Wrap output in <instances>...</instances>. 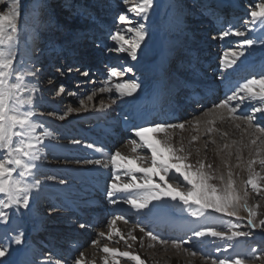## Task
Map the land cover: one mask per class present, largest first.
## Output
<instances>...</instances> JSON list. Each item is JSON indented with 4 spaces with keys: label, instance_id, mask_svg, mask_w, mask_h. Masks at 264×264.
Wrapping results in <instances>:
<instances>
[{
    "label": "snow or ice",
    "instance_id": "6c2138e0",
    "mask_svg": "<svg viewBox=\"0 0 264 264\" xmlns=\"http://www.w3.org/2000/svg\"><path fill=\"white\" fill-rule=\"evenodd\" d=\"M125 4L129 0H124ZM0 5L5 6L0 9V225H6L5 232L12 227V221L18 215L22 216L20 209L31 211L30 201L34 199V191L38 192L41 187L40 181L35 178L37 161L41 159L42 147H47L45 140L51 135L47 130L38 134V129L44 125L35 120V94L40 89L34 86L32 79L40 72L36 66V55L34 46L39 39L40 21L38 9L42 6L41 0H36L31 8L24 4V0H0ZM156 6V0H138L128 11L133 12L141 21L147 22L151 19V13ZM6 9V10H5ZM247 16L250 20H244L243 24L253 25V28H242L229 26L222 32L221 39L226 36L245 37L251 33L255 27L264 28V0H259L251 6ZM118 22L125 25L110 36L115 42V48L109 47L108 51L126 53L132 61L139 62L138 50L143 52L141 45L145 44L146 37L150 38L151 33L144 22L133 23L125 14H120ZM124 33H130V38L126 39ZM215 39V37H213ZM264 45V37L254 38L251 35L247 39L238 41V50H230L225 53V59L222 61L220 75L222 79L227 80L228 75H224L227 69H233L237 61H241L246 56V49L252 48L255 44ZM62 71L61 69H57ZM79 71V68L76 69ZM73 69L69 67L68 73ZM133 72L131 66L109 69V81L112 77H121L126 73ZM63 74V71H62ZM88 75L87 71L81 73ZM230 75V74H229ZM51 83V80H49ZM118 99L124 100L125 97L133 98L132 102L141 99L138 92L143 90L142 82L136 79L116 83L115 85ZM101 92H111V87L100 89ZM65 92V86L59 85L57 95ZM240 93H244L241 96ZM75 95V93H69ZM245 96L252 101L259 103L252 107L251 114H237L240 104H233V101L243 102ZM93 96L87 97L92 101ZM117 100L113 99L112 103ZM95 111L104 109L103 101L100 107L93 105ZM80 109L87 112L88 105L84 100L80 101ZM223 110V111H218ZM72 111L79 109H68V112L58 116L59 120H64ZM256 113L264 114V71L259 77L253 76L241 83H237L232 89V94L227 95L218 103H214L211 109L203 115L208 119L203 121L206 125L205 134L209 137L213 132L218 131L214 125L217 120L223 122L231 121L236 130L240 131V141L232 140L231 143H223L219 147L220 152H227L226 158L222 161L226 174L214 168L213 164L206 163L204 159H196L195 163L190 160L192 155L191 147L185 148L183 138H174V130H185V122H171L170 116L174 112H169L164 108L160 109L159 115L164 119L152 121L147 124H133L131 131L138 141H131L132 155H123L116 151L110 157V163L116 170L108 185L106 197L112 205H128L131 210L138 214H143L151 220H165L170 227L174 229H183L188 221L182 217L186 213L188 217L196 221L214 218V214L222 217H234L237 220L244 219L239 215L243 210L247 213V225L249 231H241L240 223H229L227 231L217 230L215 228L201 227L191 230V236L200 239L203 237H218L229 241L241 237H251L252 231L261 228L264 229V219L257 223V208L259 204L250 205L248 188L256 197H264V127L255 124ZM51 115V113H50ZM135 115V113L133 114ZM133 115L126 116V120H132ZM240 121L241 123H236ZM201 120L195 121L194 127L199 128ZM243 125V126H242ZM147 133H154L152 138L147 137ZM228 133H222L223 137H228ZM248 136V142L245 143L243 137ZM200 139L194 135L192 141ZM71 143L79 144V140H72ZM208 143L215 145V139H210L205 143V149ZM191 144V142H190ZM235 146V153L232 148ZM92 148V144L87 145ZM244 149L248 150L247 161L243 158ZM146 150V151H144ZM100 151V149H97ZM199 149H197V154ZM235 155V168H246L247 179L241 180L238 185L230 163ZM79 164L81 161L77 160ZM84 164L107 167L100 159H87ZM133 165H135L133 167ZM259 165V171L256 169ZM127 176V180L121 182V175ZM55 180V177H49ZM60 184H65L64 179H59ZM242 186V187H241ZM120 193L128 195L119 196ZM128 223V219L122 215H114L109 221V227L115 225L117 221ZM85 227L84 224L80 225ZM134 231V229H133ZM133 231L124 234L121 231L115 233L109 232L107 239L111 240L113 234L123 241L127 248L131 249L133 244L142 238L133 235ZM139 231L152 241L160 245L171 244L177 252L183 251L191 257H196L198 253L195 250L184 247L189 244L188 239L172 240L164 239L162 236L154 234L152 231H146L143 226H139ZM230 233V234H229ZM105 237L104 232L98 234ZM10 244L22 245V234H17L9 241ZM99 240L92 242L95 247ZM153 245H149L152 247ZM233 249L232 244H226L222 248L217 247L216 252L227 253ZM100 251L105 255L102 264H120V258H126L133 264H145L139 254L132 251H124L119 248L103 246ZM10 256L9 247L0 243V258ZM83 252L79 253V258L73 259V264H83ZM205 264L211 261V264H254L260 262L264 264V251L257 252L253 247L249 255H229L225 257H202ZM0 264H10V260L0 259ZM42 264H49V261H43ZM56 264H60L59 261ZM95 264V262H91Z\"/></svg>",
    "mask_w": 264,
    "mask_h": 264
},
{
    "label": "bare ground",
    "instance_id": "6f19581e",
    "mask_svg": "<svg viewBox=\"0 0 264 264\" xmlns=\"http://www.w3.org/2000/svg\"><path fill=\"white\" fill-rule=\"evenodd\" d=\"M241 1L242 0H213V2H208L207 0H203V2H205L202 3L203 12L205 11L207 12V10L210 12L206 16L207 19L205 18L207 20V24L212 25L214 28L213 30L216 33L223 30V28L224 29L227 28L226 25H223L224 21H228L230 22V24L231 23L233 24L232 26H235V23L230 21L231 17L234 20H237L243 15H245L244 14L245 8H242V10L239 9L240 8L239 6H241L243 3ZM245 1L247 0H244V2ZM167 2L171 3V0H167ZM55 3L56 1L53 2L52 5H54ZM75 5L76 7H80V6L82 7L81 2L78 1L75 3ZM57 6H59V2ZM82 10L85 12V15H87L86 17H91V15L93 14L90 11L87 12L86 8H82ZM77 14L82 16V14H80L79 12ZM187 14H188V10L186 7H183L181 10H175V8L171 7L169 9L167 16L168 17L167 18L168 21L166 23L167 25L165 24L163 26L164 31L166 30L170 32L167 26L170 29H174V30L183 29L182 22L181 20H177V17L181 16L183 18V16ZM198 16L199 14L198 15L196 14L195 18H197ZM186 22L192 23V20L188 19ZM217 22H220V25L215 24ZM250 28H253V25L250 26ZM202 29L204 28H201V30ZM207 30L209 29H206V31ZM213 30L212 32H214ZM83 35H85V32ZM249 35L258 39L264 37V28L257 26L254 28V30L251 33H248V36ZM205 39L209 40V43L210 42L214 43L217 41L212 37L202 38V41H204ZM232 39H230V41ZM244 39L240 37L238 39L235 38V40L233 39V41L238 42ZM84 42H87L86 45L84 46H90V44H88L89 43L88 41H84ZM167 42L168 45L167 46L165 45L166 49H164L165 50L164 52L162 51L161 58L159 61L156 60L142 64L141 59L139 57L140 54H138L139 62L132 61V64L135 65L133 72H135L138 68L139 69L138 71H141L143 74L146 75V80L142 82L143 90L136 94L139 95L141 99L133 103L132 102L133 98L127 97L129 101L126 99V103H128V105H126L125 108L123 107L121 109L118 108L117 105H115V103L105 104L104 109L99 112L95 110L92 112L91 107H88L89 110L87 112H85L82 109V113L85 114L84 117L86 119H80L76 115L69 116L65 119V122L63 124L57 125L59 126V128H62L60 129L62 131L61 132L58 131L55 134H52L51 130H48L44 127L39 128L37 130L38 134L43 133L45 130H47L51 135L45 140L47 147H42L41 159L37 161L38 167L35 170V178L40 181L41 187L38 190V192L34 191L33 193L34 199H32V202L36 203L37 201L42 199V197L48 196L52 198L55 204L58 203L63 207H66V209H64L65 211H63V213L61 211L62 209L60 211H57L55 209V212L53 214H61V215L54 216L52 217V219L46 218L41 214L30 211L31 212L30 215L29 214L23 215L24 219H22V222H12V227L8 231H11V229L13 231V228H16L14 230L15 235L18 234L17 230H22L23 232L25 231V229L27 230L26 238H24L23 240L24 248L22 252L18 255V260L16 264H42L43 261H49V264H56L57 261H59L60 264H73V259L79 258L80 252H83L84 254L85 259L83 264H91V262L93 261L95 262V264H102L103 257L105 254L102 251H100V249L105 245H107L108 247L119 248L120 250L132 251L136 254H139L141 259L145 261V264H205L204 260L200 258L191 257L190 255H188L183 251L177 252V250L172 248L171 244L162 246L156 241H152L148 237L144 236L143 233L139 231V225L137 226L131 225L129 224V222L131 221L135 223L139 222L140 225L142 226L146 224L147 221L150 220L146 218L143 214H138L134 210H131L128 205L118 204L114 206L110 204L106 197L108 185L111 182V178L114 172L116 171L110 163L111 155L114 154L116 151H120L123 155H132L131 141L133 139L138 141L139 139L137 137H134V134L131 131L133 124L142 125V124L150 123L154 120L159 121L164 119V117L159 115L161 108H164L169 112H174V115L169 117L171 122H180V120L183 117L182 115L187 114V112L185 113L183 111L182 113L180 112V114L177 113V109L180 108V110H182L181 109L182 107L184 109L187 107L185 101L182 102L180 105H178V103H175L174 107L172 108L168 104L169 101L167 102L165 98L160 97L161 89L166 87L165 86L166 80L164 82H163L164 78L160 80V78H162L160 76L161 70L160 73L158 74L156 69L158 67L165 66V64L167 63V60L165 61L164 58L165 55L167 56V58H169L172 54H168V53H172L171 51L175 48L173 41L168 40ZM258 43L255 48L256 50H259V53L257 55H263L264 58V50H262L261 45H260L261 47L260 46L258 47V45L260 44ZM203 46L204 44H200L198 47H203ZM205 48L207 53L209 49L208 47ZM56 49H59V47H56ZM61 50H62V55L66 54L67 56H69L68 58H72L71 60H73L74 63L77 62L82 64L80 62L82 61L85 64L83 58L80 59L79 57L76 56L77 54L76 52L78 49L76 51H73L62 47ZM195 51L192 52V50H183L184 54H182L181 56V57H183L184 55L187 57L189 56L190 59H192V63L189 62L188 66L187 64L186 66H182L184 71L186 69L188 71L187 73L188 77L185 75L186 76L184 79L185 82H182L183 88L187 89V87H191L192 89V91H190L188 95L191 94L195 96L198 94L200 95V97H203V95L207 93L208 95H218V100H219L220 96L222 95L227 96L232 94V89L236 87L233 86L232 88H230L232 83L237 85V83H241L244 80H246L245 77L239 74L242 72L243 68L248 67V68H254L256 70L264 71V61L259 60L257 58L253 59L251 58V55L248 53L249 55L246 54L245 57L241 58V61H237V64L233 66V69H227L224 72V75L228 74L229 78L227 80L224 79L222 80L220 79L222 78L220 75V71L222 68V61L225 59V57L217 59L215 58V54L210 53L211 57H209L207 56L208 54L206 55L201 54L199 51H197V49H195ZM61 57L63 58V56ZM199 64H201L200 65L201 72L199 71L198 68ZM208 64L210 68L208 69V72H205L206 74H203L202 71L205 68V66ZM215 68H217L216 72L214 74L211 73V71L213 69L215 70ZM98 76L100 77L102 75L98 73ZM178 78L179 76H177L175 79ZM216 78L217 80L215 81ZM116 79L117 77H112L110 81H105L103 80V77H101L100 79H98V83L99 85L104 86V88L105 86L106 87L112 86L115 89V85L118 81ZM36 87L39 88L37 84ZM37 94L38 96H36L35 99L36 103L43 104L41 103L43 101L40 93L37 92L36 95ZM96 95L98 98L100 96L105 98L108 96V93L102 92V93H97ZM256 102L259 101H252L250 100L249 97H247V101H245L242 104V106L249 105L248 108H252V106L254 107L256 105ZM211 105L212 103H206L203 106L198 105L199 107H195V109L201 108L202 110H205V107ZM245 108H243V110H241V112L239 111V113L237 114L242 115L243 113L247 112ZM218 111H223V110H218ZM134 113L135 115H133ZM129 115H133V119L130 121L126 120L125 118L126 116ZM258 115H262V117L264 116V114L261 113H258ZM207 119H208L207 116L196 118L195 121L197 120L202 121L198 129L194 127L195 124L194 121L192 127H185V130L183 131L174 130V138L182 137L185 148L187 149L189 148V146L191 147L192 155L190 157V160L193 163H195L196 159L198 158L204 159L206 163H211L213 164L214 168L218 169V174L221 172L226 174L227 170L224 168L222 161L226 158L227 152L226 151L220 152L219 147H222L223 143L225 142L231 143L232 140H236L239 142L241 139V133L240 131L235 129L234 124L231 121L225 120L221 122L217 120L214 127H216L218 131L213 132L209 137L208 135L205 134L206 125L203 123V121ZM85 121H88V125H86V127L84 128L86 129V131H84L85 134L84 135L79 134L75 136V133L72 132L71 126H75L79 122H85ZM236 123H241V122L237 121ZM75 130L78 131L79 133L82 132V130H80L79 128L74 127V131ZM224 132H227L229 134L228 137L222 136V133ZM146 135L148 138H152L155 134L147 133ZM194 135L199 136L200 139L196 141H192V137ZM75 137H77V139ZM85 137L89 138V140L85 139ZM125 137L128 138V141H126V143L122 146L120 145L121 143H119L121 147L115 150L114 143H118L120 139L124 140ZM210 139H215L217 143L215 145L208 143V147L207 149H205V143ZM243 139L245 143L248 142V136L245 135ZM72 140H79L81 143L73 144L71 143ZM98 143L102 144L104 148H102ZM88 144H92L93 147L88 148L87 147ZM111 144H113V146H111ZM97 149H100V151H97ZM197 149H199L198 154H197ZM232 151L233 153H235V146L232 148ZM243 158L245 161H247V159L249 158L247 149H244L243 151ZM54 159H57L59 161H53ZM87 159H100L105 164H107V167L84 164L83 161ZM77 160L81 161V163L79 164L75 163V161ZM230 163L233 165L232 170L234 172V178L237 179V176H239V180H246L247 179L246 168L243 166H241V168H235V164H236L235 155H233V157L231 158ZM134 166L135 165H133V167ZM255 167L257 171H259V165H256ZM43 176L44 177L47 176V177L44 178L43 180V178L42 179L40 178ZM49 177H55L56 179L52 180L49 179ZM59 179H64L66 183L63 185L60 184L58 182ZM126 180H127V176L122 174L121 182H124ZM118 195L125 196L128 194L120 193ZM252 199H249V204L255 205ZM90 204H92V206L87 208V206ZM66 210L72 213L73 215L74 214L77 215L76 221L78 222V224L83 222L89 223L88 224L89 228H87L89 230L87 232L88 236L83 237L79 233H75L73 230L68 231L67 234L64 235L63 231L55 230L58 225L75 224L74 221L71 220L70 216H64V214L67 212ZM117 214L124 215L129 222L124 223V221L120 220L117 221L115 225L109 227V222L106 225L103 224L105 223L106 219L104 221L102 217H101L102 219L100 220L99 218L97 219L96 217L99 215L102 216L112 215L113 218V216ZM241 214L242 213L240 212L239 215ZM263 217L264 215L262 216V218ZM112 218H110V220ZM182 219L188 221V223L183 227V229H179L183 231L192 230L194 229L193 225H200V222H202V220L199 222L191 217H188L186 213L184 214ZM39 220L47 224H53L51 231L47 232L46 230L45 233L41 235V237H39L38 234H34V232L36 233L39 232L38 230L40 226L37 225ZM150 222H153L159 228L163 226H167L170 228L169 224L165 220H151ZM27 225H30L29 228L27 227ZM6 227L8 226L0 225V242H2L5 246L9 247V252L11 255V250H12L11 247L12 246L14 247L15 244L13 245L9 243V241L11 240L9 238L11 236L5 233ZM31 230H33L32 231L33 233L31 232ZM145 230L151 231L148 228H146ZM116 231H121L124 234H127L129 231H133V235L137 236L138 238H142L143 243L141 245L140 240H138L135 244H133V247L129 249L126 247L123 241H119V237H117L114 234L111 240L107 239V235L109 232L115 233ZM100 232H104L105 237H100L98 235ZM153 233L155 234V232ZM92 234L93 237L91 241L93 242L94 240H99V243L94 247L91 242L89 243V245L86 246L85 250H79L83 247L81 243L88 241V238H91ZM56 236H62V237L66 236L68 238L67 242L64 244V247L60 251H55V248L54 250L53 249L50 250V247H47L45 245L48 244L49 246L51 245L53 246L57 244L58 249H61L59 247L61 243L60 241L64 243L65 240L63 241L61 238L59 239L54 238ZM52 238L56 240H53ZM203 238L209 239L211 237H203ZM27 240L31 242L28 243L31 244V246H29L30 248L28 249L29 251L24 250L26 248L25 243L27 242ZM149 245H153V246L149 247ZM43 248L48 249L50 253L44 252L46 253V255L44 256L41 255V251ZM48 254H50V256ZM120 264H133V262L127 261L126 258H120ZM208 264L211 263L208 262Z\"/></svg>",
    "mask_w": 264,
    "mask_h": 264
},
{
    "label": "rangeland",
    "instance_id": "374dc122",
    "mask_svg": "<svg viewBox=\"0 0 264 264\" xmlns=\"http://www.w3.org/2000/svg\"><path fill=\"white\" fill-rule=\"evenodd\" d=\"M56 3L54 5L53 2ZM81 2L82 7H76V2ZM208 2H213V0H207ZM59 2V6L58 5ZM242 5L239 6L242 10V8H245V15L240 17L237 20H234L231 17L232 22L235 23V27H246L250 28L252 26L251 24H248L245 26L243 24L244 20H250V17L247 16L248 11L251 10V6L254 5L255 2H259V0H247L244 2L242 0ZM36 3V0H24V4L31 8L33 4ZM136 3H138V0H129L128 4L124 3V0H41L42 6L38 9V16L40 21V30H39V39L36 41L34 46V52L37 57L36 59V66L40 68V72L37 74L35 78H30L33 81L34 86L36 84L39 86L40 93L43 104H38L35 101V116L34 119L44 124V128L51 130L52 134L57 133L58 131H62L57 125H61L65 122V119L69 116L76 115L80 119H86L84 117V113H82V109H80V101L84 100L85 103H89L88 107H91V111L93 112L95 109L93 108V105L96 107H100V102L103 101L104 105L112 103L113 99H116L117 102L115 105H117L118 108H125L128 103H126L127 97L124 98V100L118 99V94L116 93V90L111 87L112 91H104L103 93H108V96L103 97H97V93H102L100 91L101 88H104V86L99 85L98 79L103 77V80L109 81V69L112 67L116 68H123L131 66L133 69L135 68V65L132 64V60L130 57L127 56L126 53H120L116 51H108L109 47L115 48L117 47L115 42L110 39V36L115 33L116 31L125 28V25H121L118 22V17L120 14H125L130 20L133 21V23L137 22H144L140 20V17H137L133 12H129V7H133ZM203 0H171V3H168L167 0H156V6L151 13V19L150 21L144 22L146 28L151 33V37H146L145 44L147 47H145L144 44L141 45V49H143V52L138 50V54L141 63L145 64L147 62L152 61H159L161 58L162 51L164 52L166 49V46L168 45V40L173 41L175 48L171 51L172 54L169 58L165 55V61L167 60V63L164 67H158L156 70L158 74L160 73V80L163 78V82L165 81V86L161 90V97H164L165 100H169V106L174 107L175 103H178L180 105L182 102L185 101V104L187 105V109L181 108L182 110L177 109V113L180 114V112H187V114H181L183 117L180 120V122H185V127H192L194 124V121L196 118L203 117L204 113L211 109L212 105L214 103H218L220 100L224 99L226 96H221L218 100V95H213L211 97H214V101L211 106L205 107V110L195 109V107H199L198 105L206 104L205 99L201 100L200 103H195L190 101V95H188L189 90H186L183 88L182 82H185V77L187 76V69L184 71L182 66H188V63H192V59L188 56H182L183 50H192L199 51L201 54H208L207 56L211 57V54H215V58L220 59L222 57H225V53L229 52L230 50H238V43L233 41L235 38L240 37H234V36H226L221 39V35L223 31H226L228 27L233 25L232 23L228 21H224L223 25H226V29L223 28V30L216 33L213 29V26L210 24H207V14L210 13L208 10L207 12H203L202 7ZM51 4V6H50ZM5 6L0 5V9H4ZM173 7L175 10H181L183 7H186L188 10V14L183 16L177 17V20H181L183 29H170L168 26L169 31H164L163 26L168 21V12L169 9ZM82 8H86L87 12L93 13L91 17H86L85 12L82 10ZM6 10V9H5ZM81 10V12H80ZM82 14V16L78 15L77 13ZM199 16L195 18V15ZM206 18V19H205ZM190 19L192 20V23H187L186 21ZM197 19V20H196ZM220 22H217L215 24H219ZM167 25V24H166ZM201 28H204L201 30ZM206 29H209L206 31ZM212 30L214 32H212ZM85 32V35H83ZM125 38H130V33H124ZM79 37V38H77ZM209 37H215V40H217L214 43H209V40L205 39L202 41V38H209ZM234 37V38H233ZM248 34H246L245 37H241L242 39H247ZM189 38V39H187ZM233 38V39H232ZM77 39V40H76ZM230 39H232L230 41ZM88 41L90 46H84L86 45ZM200 41V42H199ZM223 44H222V43ZM200 44H204L203 47H198ZM259 44V43H258ZM166 45V46H165ZM255 44L252 48L246 49V54L251 55V58L253 59H259L264 61L263 55H257L259 53V50H256ZM262 46V50H264V45L259 44V46ZM77 46V48H76ZM92 46V47H91ZM164 46V48H163ZM260 46V47H261ZM56 47H59V49H56ZM67 48L73 51H76V56L80 59L83 58L85 64L80 61L82 64L73 62L71 60L72 58H68L66 54L62 55L61 48ZM208 47L209 51L206 53V48ZM163 48V49H162ZM194 49V50H193ZM182 50V52H181ZM79 51V53H78ZM196 52V51H195ZM71 53V52H70ZM211 53V54H210ZM249 53V54H248ZM199 54V53H198ZM63 56V58L61 56ZM79 55V56H78ZM163 56V55H162ZM180 56V57H179ZM75 61V60H74ZM201 64H199V71L201 72ZM71 67L73 71L71 73L67 72V69ZM79 68V71L76 69ZM210 68V67H209ZM57 69H61L63 71H58ZM130 72L126 73L121 77H117L116 80L117 83L126 81L128 79H136L140 82H144L146 80V75L143 74L141 71ZM217 68L215 70L213 69L211 73H215ZM87 71L88 75L84 76L81 73ZM205 72H208V68H204L202 73L206 74ZM247 72V70H245ZM98 73L102 76H98ZM260 73V72H259ZM186 75V76H185ZM228 75V74H225ZM260 75V74H259ZM256 76V77H259ZM177 76H179L178 79H175ZM188 77V76H187ZM213 77V76H212ZM252 78V77H251ZM222 79V78H220ZM218 79V80H220ZM250 79V78H249ZM49 80H51V83H49ZM217 78L215 79V81ZM223 80V79H222ZM167 83V85H166ZM63 84L65 86V92L61 93L60 95H57L58 87L59 85ZM106 87V86H105ZM223 88V87H221ZM182 89V90H181ZM69 93H75V95H70ZM91 95L93 96L92 101H88L87 97ZM241 96H244V93H240ZM38 94H35V99ZM60 99V100H59ZM129 101V100H128ZM247 101V97L245 96V99L243 102L241 101H233V104H240V109L238 110L241 112L243 108L247 110V112L244 114H251L252 108H248L247 106H242V104ZM93 104H92V103ZM170 102H172L170 104ZM91 103V105H90ZM259 102H256V105ZM255 105V106H256ZM202 106V105H201ZM68 107V108H67ZM193 107V109H192ZM253 107V106H252ZM79 109V111H72L70 114L66 116L64 120H59L58 116L61 114H65L68 112V109ZM67 111V112H65ZM64 112V113H63ZM51 113V115H50ZM255 124H259L261 127H264V116L258 115L256 113V119L254 121ZM88 125V121L85 122H79L75 126H71L72 132L75 133V136L77 135H84L86 129H84ZM75 128H79L82 130V132L74 131ZM77 139V137H75ZM85 139H88L85 137ZM128 141V138L125 137L124 140L120 139L118 143H114V149L120 148L122 145H124ZM119 143H121L119 145ZM102 148L103 145L98 143ZM116 145V146H115ZM113 146V144H111ZM51 160V159H49ZM53 161H59L57 159H54ZM236 162V160H235ZM244 167V165H242ZM47 176L40 177L41 179L46 178ZM237 184H240L239 176H237V179H235ZM242 187V186H241ZM248 191L250 193L249 199H252L254 201V204H259V207L257 210V217L256 221L257 223L264 215V197H256L254 193H251L250 187L248 188ZM252 196V197H251ZM255 199V200H254ZM30 201V209L32 212H36L38 214H41L42 216L46 218L52 219L54 216H59L61 214H53L55 212V209L57 211H65L66 207H63L62 205L58 203H54L52 198L48 196L42 197L39 201L36 203H31ZM57 205V207H56ZM69 206V204H68ZM67 206V207H68ZM92 204L88 205L87 208L91 207ZM67 211V210H66ZM85 211V210H82ZM99 211V210H98ZM20 213H23V215L29 214L30 211L20 209ZM242 214L240 215L244 219L237 220L234 217H222L214 214V218L202 220L200 222V225H193L194 229L201 228V227H208V228H215L217 230L227 231L229 223H240L242 225H245L242 227L241 231H249V228L246 227L247 225V213L243 210L240 211ZM69 214V215H67ZM71 214V215H70ZM23 215H18L17 218H15L12 222H22ZM64 216H70L71 220L74 221L75 224L71 225H58L55 230H61L63 231V234L66 235L68 231L73 230L75 233H79L81 236L85 237L88 236V229L89 223L83 222L78 224L76 221V214H72L70 212H66ZM88 216V215H87ZM97 219L99 218L105 221L103 223L104 225L108 224L110 218H112V215H99L96 216ZM102 217V218H101ZM82 218V217H81ZM80 218V219H81ZM264 219V217L262 218ZM77 222V223H76ZM33 223V222H32ZM31 223V224H32ZM49 223V222H48ZM84 224L85 227L81 228L80 225ZM131 225H140L139 222L135 223L133 221L129 222ZM39 228V232H34V234H38L39 237L45 233V231H51L53 224H47L41 220L37 223ZM30 225H27L29 228ZM145 229L148 228L149 230L155 232V234L162 236L164 239H167L169 241L172 240H180V239H188L190 242L188 245H185L184 247L195 250L198 255L197 258L202 259V257H225L229 255H249L251 253V249L255 247L257 249V252L264 251V229L257 228L252 231L251 237L245 238H237L235 240L229 241L226 238L221 239L218 237H211L209 239H196L191 236V230H179V229H173L168 228L167 226H163L161 228L155 226L153 222L147 221L146 224L142 225ZM196 226V227H195ZM35 227V226H34ZM37 228V226H36ZM45 228V229H44ZM71 228V229H70ZM16 228H13V231L5 232L7 235H10L11 237L9 239L14 238L15 230ZM26 229L23 232L22 230H17L18 234H22V241L24 238H26ZM33 230H31L32 232ZM181 231V232H180ZM66 232V233H64ZM33 233V232H32ZM33 234V235H34ZM230 234V233H229ZM93 237V234L91 238H88V241L82 242V248L79 250H85L86 246L91 243V239ZM176 237V238H175ZM54 238H61L62 241H60L59 247L61 249H58L57 244L49 246L48 244H45L47 247H50V250L55 248V251H60L64 247V244L67 242L68 238L66 236H56ZM52 238L53 240H56ZM36 239V238H35ZM46 240V239H45ZM59 242V241H58ZM2 243V242H0ZM31 243L29 240L25 243L26 248L24 250L29 251L28 249L31 246ZM46 243V242H45ZM226 244H232L233 249H230L229 252L225 253L223 251L217 253L216 248L217 247H223ZM14 245V244H13ZM23 243L22 245H15L14 247H11V255L6 256L4 258L0 259H6L10 260V264H16L18 260V255L23 250ZM57 248V249H56ZM200 250V251H199ZM50 253L48 249H42L41 255H46V253ZM44 253V254H43ZM202 254V255H201ZM50 256V254H48ZM54 260V259H53ZM204 260V259H202ZM208 262L211 263L209 260ZM254 264H260V262H254Z\"/></svg>",
    "mask_w": 264,
    "mask_h": 264
}]
</instances>
